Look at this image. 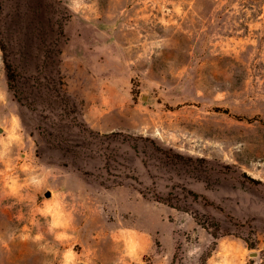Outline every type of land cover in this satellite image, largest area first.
<instances>
[{
    "label": "rangeland",
    "instance_id": "obj_1",
    "mask_svg": "<svg viewBox=\"0 0 264 264\" xmlns=\"http://www.w3.org/2000/svg\"><path fill=\"white\" fill-rule=\"evenodd\" d=\"M0 264H264V0H0Z\"/></svg>",
    "mask_w": 264,
    "mask_h": 264
},
{
    "label": "water",
    "instance_id": "obj_2",
    "mask_svg": "<svg viewBox=\"0 0 264 264\" xmlns=\"http://www.w3.org/2000/svg\"><path fill=\"white\" fill-rule=\"evenodd\" d=\"M46 195L47 196H51L52 195V192L49 190V191L46 192Z\"/></svg>",
    "mask_w": 264,
    "mask_h": 264
},
{
    "label": "trees",
    "instance_id": "obj_3",
    "mask_svg": "<svg viewBox=\"0 0 264 264\" xmlns=\"http://www.w3.org/2000/svg\"><path fill=\"white\" fill-rule=\"evenodd\" d=\"M9 66V65H8ZM9 71H10V69H9V67H8V75H9ZM9 79L11 80V77H10V75H9Z\"/></svg>",
    "mask_w": 264,
    "mask_h": 264
}]
</instances>
